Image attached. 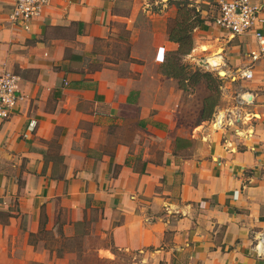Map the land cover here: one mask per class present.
<instances>
[{"label": "crops", "instance_id": "crops-1", "mask_svg": "<svg viewBox=\"0 0 264 264\" xmlns=\"http://www.w3.org/2000/svg\"><path fill=\"white\" fill-rule=\"evenodd\" d=\"M124 1L51 0L25 30L9 18L13 0H0V69L21 76L23 94L0 119V208L26 213L32 231L43 211L47 227L58 219L68 230L100 208L115 245L151 264H264L255 247L264 233V52L251 31L233 36L212 22L205 31L240 81L218 114L239 92L252 96L244 120L214 128L218 136L191 123L192 113L206 120V93L187 94L148 62L125 74L94 58ZM159 46L171 44L153 45V61ZM249 68L253 77H242Z\"/></svg>", "mask_w": 264, "mask_h": 264}, {"label": "rangeland", "instance_id": "rangeland-1", "mask_svg": "<svg viewBox=\"0 0 264 264\" xmlns=\"http://www.w3.org/2000/svg\"><path fill=\"white\" fill-rule=\"evenodd\" d=\"M177 1H182L184 5H177L169 0H125L114 9L121 15L114 24L115 35L109 40L97 42L104 52L101 50L94 54V58L116 63L117 69L125 74L131 72L132 63L148 62L150 65L153 64L154 70L159 74L166 75L161 65L167 57L176 54L179 64L186 66V72L190 73L199 68L220 76L221 81L217 87L220 100L224 93L235 94L240 83L235 80L236 76L228 75L221 64L217 67L210 65V61H215L217 58L220 63L222 62L220 45L209 41L211 38L205 36V31L212 29L210 23L218 11L217 1ZM181 17H189L195 23L203 18L204 22L192 30V50L187 54L179 55L177 54L179 43L171 41L169 33L174 30ZM166 39L170 41L171 46L166 50L159 46L156 59L153 61V45L162 43ZM212 39L217 41L215 38ZM203 43L213 47L201 50L199 46ZM217 48L218 51L213 58V52ZM205 59H208L209 64H202L201 61ZM221 67L225 70L224 73ZM174 79L179 86L178 80ZM186 93H195L198 96L205 93L206 96L213 94L203 81L189 87ZM217 114L218 110L215 109L212 118L201 121L198 115L193 116L192 113L191 123H199V127L206 125L217 131L219 136L222 130H215L214 128L217 127L213 125ZM14 208H17L16 205ZM42 213L39 228L32 231L28 226L29 217L26 213L23 214L19 208L13 211L9 207L0 208V264H151V261L144 259L139 249H126L115 245L111 226L102 220L100 208H94L90 213L85 212L81 220L71 221L68 230L63 228L58 219L55 220L54 225L47 227L49 220L46 219L44 211Z\"/></svg>", "mask_w": 264, "mask_h": 264}, {"label": "built area", "instance_id": "built-area-1", "mask_svg": "<svg viewBox=\"0 0 264 264\" xmlns=\"http://www.w3.org/2000/svg\"><path fill=\"white\" fill-rule=\"evenodd\" d=\"M51 0H13V6L9 12V18L12 22L29 30L35 20L44 15L47 6ZM263 10V4L260 0H220L218 11L214 16L212 23L228 31L233 36L245 32H253L256 37L261 51L264 52V32L257 25L263 21L260 14ZM255 55V52H252ZM217 67V66H216ZM242 77L252 78L253 71L249 68L241 70ZM21 76L13 70L0 69V119L9 118L13 110L18 106L23 98L20 89ZM252 100L248 92H239L235 97L236 107L226 114L223 124L219 128L228 125L238 124L244 120L245 115L241 108ZM220 114H217L215 123L218 122ZM225 127V128H226ZM237 133L248 136L249 132L242 133L237 127ZM259 255L264 254V233L260 236L255 244Z\"/></svg>", "mask_w": 264, "mask_h": 264}, {"label": "trees", "instance_id": "trees-1", "mask_svg": "<svg viewBox=\"0 0 264 264\" xmlns=\"http://www.w3.org/2000/svg\"><path fill=\"white\" fill-rule=\"evenodd\" d=\"M170 2L177 3V5H184L182 1L169 0ZM204 22L201 18L195 23L189 17H181L177 22L176 27L169 33V39L174 42L179 43V48L177 54H187L193 48V37L192 30L197 25ZM176 54L171 57H167L166 61L162 63V71L167 76L174 77L178 80L180 88L184 91L188 90L191 86H196L200 82H205L208 87L212 90L213 94L206 96L203 102V109L201 112V118L210 119L212 118L215 108L220 101V95H218L217 87L221 78L219 75H214L211 71H203L201 69H196L190 73L186 72V66L179 64L178 57L176 59ZM215 92V94H214Z\"/></svg>", "mask_w": 264, "mask_h": 264}, {"label": "bare ground", "instance_id": "bare-ground-1", "mask_svg": "<svg viewBox=\"0 0 264 264\" xmlns=\"http://www.w3.org/2000/svg\"><path fill=\"white\" fill-rule=\"evenodd\" d=\"M211 46L213 47V45H210L208 43H203L199 47L201 48V50H206V49L211 48ZM216 51H218V48L213 52V55H214L213 58H215V56H216L215 55L217 53ZM201 62H202V64H209L208 59L202 60ZM210 63H211L210 65H212V66H219L221 64L220 60L218 58L215 61L211 60ZM219 69H220V67H219ZM221 70H222V67H221ZM224 71L225 70H222V73H224ZM225 116H226V113L224 111H222L219 115L218 122H216L214 124V126L217 127L218 125L223 124L225 121Z\"/></svg>", "mask_w": 264, "mask_h": 264}, {"label": "water", "instance_id": "water-1", "mask_svg": "<svg viewBox=\"0 0 264 264\" xmlns=\"http://www.w3.org/2000/svg\"><path fill=\"white\" fill-rule=\"evenodd\" d=\"M204 65H207V64H204ZM223 75H225V74H223Z\"/></svg>", "mask_w": 264, "mask_h": 264}]
</instances>
